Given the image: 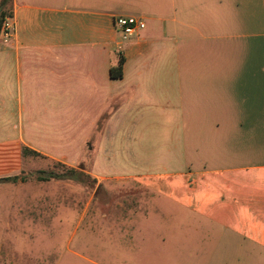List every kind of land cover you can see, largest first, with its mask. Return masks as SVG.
<instances>
[{
  "label": "crops",
  "instance_id": "1",
  "mask_svg": "<svg viewBox=\"0 0 264 264\" xmlns=\"http://www.w3.org/2000/svg\"><path fill=\"white\" fill-rule=\"evenodd\" d=\"M12 12L0 162L18 170L23 148L89 160L96 183L149 193L164 230L125 234L111 246L125 255L182 245L264 264V0H13ZM118 17L145 26L124 40Z\"/></svg>",
  "mask_w": 264,
  "mask_h": 264
},
{
  "label": "rangeland",
  "instance_id": "2",
  "mask_svg": "<svg viewBox=\"0 0 264 264\" xmlns=\"http://www.w3.org/2000/svg\"><path fill=\"white\" fill-rule=\"evenodd\" d=\"M87 161L74 169L88 175ZM15 162L6 153L0 162V178H24L16 184L0 183V264H213L212 257L190 255L182 245L126 255L111 247H122L127 233L134 243L142 231L164 230L149 223L153 197L138 187L98 184L83 176L41 182L39 173L64 174L69 166L21 155L16 170Z\"/></svg>",
  "mask_w": 264,
  "mask_h": 264
},
{
  "label": "trees",
  "instance_id": "3",
  "mask_svg": "<svg viewBox=\"0 0 264 264\" xmlns=\"http://www.w3.org/2000/svg\"><path fill=\"white\" fill-rule=\"evenodd\" d=\"M12 10H13V0H0V29L5 19L12 17L13 15ZM122 66H123V60L120 59L118 65L110 69V77L112 79H120L122 77ZM22 156L23 157H42L40 154L34 151H31L27 148L22 149ZM39 174L40 175L37 177V179L38 181H41V182L50 181L52 179H61L62 177L78 180L83 176L89 180L92 179L90 178L89 175H85L83 170L79 168L74 169L70 167H66V171L64 174H57L53 171L51 172L44 171ZM23 181H24V178L20 176H9V177L0 178V183L10 182V183L16 184L18 182H23ZM95 181L96 180L92 179V182H95Z\"/></svg>",
  "mask_w": 264,
  "mask_h": 264
},
{
  "label": "built area",
  "instance_id": "4",
  "mask_svg": "<svg viewBox=\"0 0 264 264\" xmlns=\"http://www.w3.org/2000/svg\"><path fill=\"white\" fill-rule=\"evenodd\" d=\"M115 25L119 29L122 39L127 40L136 37L139 30L144 28V23L134 17H118L115 19ZM13 26L10 18H6L0 29V42L6 43L11 36Z\"/></svg>",
  "mask_w": 264,
  "mask_h": 264
}]
</instances>
